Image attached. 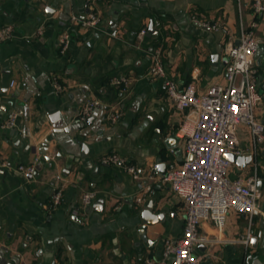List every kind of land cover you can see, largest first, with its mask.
<instances>
[{
    "label": "crops",
    "instance_id": "crops-1",
    "mask_svg": "<svg viewBox=\"0 0 264 264\" xmlns=\"http://www.w3.org/2000/svg\"><path fill=\"white\" fill-rule=\"evenodd\" d=\"M92 12L101 20L96 28L72 20ZM194 19L223 28L204 29ZM252 20L251 0H0V28H14V38L0 44L4 264H145L160 259L164 240L179 238L185 219L182 200L162 177L170 164L185 160L181 130L191 129L195 116L174 107L163 80L148 77L151 52L161 50L170 79L180 87L193 82L202 94L227 84V49L239 41L241 25ZM257 22L255 79L262 101L255 117L264 123V15ZM151 24L155 33L139 45L140 31L149 32ZM65 32L70 43L63 52L59 40ZM123 75L135 78L129 94L110 85L112 77ZM55 81L62 92H56ZM91 101L101 106L82 122L80 113ZM117 105L124 115L113 125L106 117ZM12 118L15 124L9 127ZM237 137L244 150L237 157L253 161L231 162L228 175L249 179L257 172L263 215L250 218L230 210L220 234L211 221H203L200 233L209 242L196 250L202 264H264V143L255 145L245 125ZM34 148L46 150L50 160ZM112 153L135 166L141 179L120 166L103 165L101 159ZM36 159L40 170L35 176L19 171ZM163 164L164 172L151 178L150 170ZM146 187L152 192L138 206L135 198ZM58 189L63 199L54 207ZM89 191L97 198L83 210L80 198ZM149 205L162 219L143 230L141 214Z\"/></svg>",
    "mask_w": 264,
    "mask_h": 264
},
{
    "label": "built area",
    "instance_id": "built-area-1",
    "mask_svg": "<svg viewBox=\"0 0 264 264\" xmlns=\"http://www.w3.org/2000/svg\"><path fill=\"white\" fill-rule=\"evenodd\" d=\"M251 8L254 20L247 26L241 25L239 44H231L227 49L230 60L226 69V85L211 86L202 94L197 92L193 82L180 87L168 77L161 50L151 52L153 64L148 77L163 80L167 96L174 107L180 112L190 111L195 120L191 129L181 130L185 136V160L181 165L170 164L162 177V182L169 184L171 190L183 202V233L177 239L164 240L162 257L147 259L145 264H202V258L196 254V250L199 245L209 242L208 238L200 233L203 221H211L220 234L230 210L250 218L263 215L258 188L261 179L257 172L252 178L233 180L228 175L232 163L226 159L229 154L244 155L237 137L240 125L248 127L255 145L264 143V123L255 117V108L262 101L256 89L255 58L259 50L256 38L257 18L264 15V0H251ZM72 20L86 28H96L101 22L100 17L93 12L83 20L77 17ZM194 22L201 28L213 31L223 28L220 23L211 24L196 19ZM156 26L161 27V24L157 23ZM148 34L147 29L140 31L139 45L145 41ZM13 38L12 26L0 28V44ZM59 42L62 51H67L70 43L69 33H62ZM197 77V72H194L193 80ZM134 81L132 75H123L112 77L110 85L124 94H129ZM14 86L15 81H12L10 87ZM54 88L59 93L64 90L57 81ZM100 106L98 101L88 102L80 113V121L87 122L93 111ZM123 115L121 106L117 105L109 108L106 118L114 125ZM14 124L15 118H12L8 126L12 127ZM34 150L39 151L36 148ZM37 163L38 159L29 167H20L19 171L27 176H35L38 171ZM101 163L105 166H120L134 179H141L140 171L118 154L105 155ZM157 172L158 166H154L150 170V177ZM151 192V187L140 191L135 198L136 204L143 207ZM96 198V192L83 193L80 198L81 208H90ZM62 199V189H58L53 196V206H59ZM73 214L77 216L80 211L76 209Z\"/></svg>",
    "mask_w": 264,
    "mask_h": 264
},
{
    "label": "water",
    "instance_id": "water-1",
    "mask_svg": "<svg viewBox=\"0 0 264 264\" xmlns=\"http://www.w3.org/2000/svg\"><path fill=\"white\" fill-rule=\"evenodd\" d=\"M84 18H82L83 20ZM155 31L153 29V25L151 24L150 28H149V34H154ZM237 44H239V41L237 42ZM77 143H80L79 141H77ZM49 146V142H46L43 147L46 149V147ZM86 147L83 145V150H85ZM40 154L42 156H45L46 160L49 161L50 159L46 156V150L45 151H41ZM226 159L229 160L230 162H233V163H238L239 162H245L247 164H251L252 161H253V158L252 157H237L233 154H229V155H226ZM166 169V165L163 164L161 166L158 167V170L159 172H164V170ZM37 170L39 171L40 169L37 167ZM31 178V176H29ZM260 185V184H259ZM152 205H149V206H146L143 210V213L141 214V218H142V222L144 223V226L142 227L143 230H146L147 226L148 225H155L157 223H159L162 219V217L160 215H155L153 214L152 212ZM96 210H98V208L96 207L95 208ZM145 239H146V236H145ZM5 263V260H3L2 258H0V264H4Z\"/></svg>",
    "mask_w": 264,
    "mask_h": 264
}]
</instances>
